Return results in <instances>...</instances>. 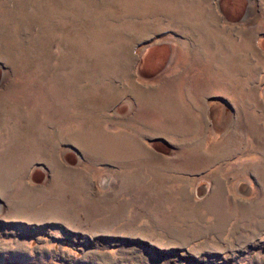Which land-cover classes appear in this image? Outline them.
Returning a JSON list of instances; mask_svg holds the SVG:
<instances>
[{"label": "rangeland", "instance_id": "374dc122", "mask_svg": "<svg viewBox=\"0 0 264 264\" xmlns=\"http://www.w3.org/2000/svg\"><path fill=\"white\" fill-rule=\"evenodd\" d=\"M0 264H264V0H0Z\"/></svg>", "mask_w": 264, "mask_h": 264}, {"label": "water", "instance_id": "95a60500", "mask_svg": "<svg viewBox=\"0 0 264 264\" xmlns=\"http://www.w3.org/2000/svg\"><path fill=\"white\" fill-rule=\"evenodd\" d=\"M200 186H202V187H200L201 190H204L205 189V186L204 185H200Z\"/></svg>", "mask_w": 264, "mask_h": 264}]
</instances>
